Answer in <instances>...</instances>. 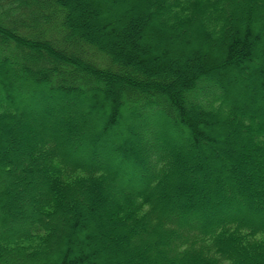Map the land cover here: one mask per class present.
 <instances>
[{"label":"trees","instance_id":"1","mask_svg":"<svg viewBox=\"0 0 264 264\" xmlns=\"http://www.w3.org/2000/svg\"><path fill=\"white\" fill-rule=\"evenodd\" d=\"M231 70L252 74L264 97V0H0V264H264V171L246 157L247 145L264 157V99H232ZM48 95L60 98L61 116L85 103L105 111L84 140L97 156L58 147L77 127L38 112ZM27 103L51 139L19 126ZM124 111L140 121L141 148L133 126L129 138L103 141ZM174 127L196 161L169 186L187 159L162 149ZM215 150L236 165L231 175ZM118 154L146 175L112 198L102 186L117 171L91 159ZM206 240L219 260L203 251Z\"/></svg>","mask_w":264,"mask_h":264},{"label":"rangeland","instance_id":"2","mask_svg":"<svg viewBox=\"0 0 264 264\" xmlns=\"http://www.w3.org/2000/svg\"><path fill=\"white\" fill-rule=\"evenodd\" d=\"M81 28L87 30L86 27L81 26ZM149 39L156 41V38H152V39L149 38ZM230 73H231L230 76L232 78H230L228 80L226 79L227 80L226 84L228 85L229 90L234 89L233 91L232 90L230 91V97L232 96L231 97L232 99L235 98L234 100L236 102H238V104L242 105L243 102L246 103L248 101H251L250 98H252V97H255L257 99V102L261 101V99L262 100L264 99L263 95L261 96L258 93L257 94L255 93L257 85H255V83H254V78H253L252 74H250V75L242 74V73H239V72H236L233 70H231ZM15 89L18 93L22 94L23 90H21L20 87L16 86ZM206 89H208V88H206ZM211 90L213 91L214 88H211ZM107 93H108V91H106L104 93L102 92L101 94L106 95ZM59 101H60V98H58V97L53 98L52 96L48 95V97H46V100L44 102H42L41 105H39V106L37 105V108H36L40 114H44L45 112H47L46 114H49L48 115L50 117L49 118V122H50L49 124H53L55 122L59 123V119H60L62 122H65L66 124L70 121H73L74 127H77V129L76 128L74 129V127H73V129L77 131V132L75 131L76 133H74L72 135L70 134V136L66 137V138L62 137V139H58L55 143L58 145L59 148H63L66 145H68V142H69V144H72V149L76 152V155L87 156L89 158L90 155L92 153H94V154H96L95 156H97V154H98L97 149L93 148V145L92 146L90 144L88 145V143H86V145H85L84 143L87 141H84V140L85 139L87 140L86 137L89 136L90 132L96 126H99L102 123V119H101L102 117L100 116V114H104L105 111L100 110L99 111L100 113L94 112L93 110L97 109V107H94L95 109H93L92 107H90L89 103H85L81 106H69L70 108L66 109V113L64 112L65 114L61 116L62 113H59V111H58L59 105L61 103ZM248 103H250V102H248ZM28 104L29 103L25 104L24 107L21 108L22 111L26 112V110H25L26 108L32 109L31 107H29ZM103 104L105 107L108 105V103H106L104 101H103ZM33 105H36V104H33ZM124 110L127 111V108ZM126 111H124L125 112L124 115L126 116V117L125 116L124 117L126 120H121L116 126H114L112 129H110V131H108L109 136L103 137V139H105L103 141L109 143V142H111V140H108V139H112L115 137H117V138H121V137L122 138L123 137L129 138V136L127 135L126 129L131 128L133 126V128L135 130H137V132H138V141L137 142H138V146H140V148H141V144H140L141 135L139 134V133H141L140 132V121L138 119L136 120V118L135 119L132 118V120L130 118H127L128 114L126 113ZM240 112L245 113L244 115H246V116H248L249 114L253 115L252 113H247V111H245V110H241ZM34 114L35 113H31L30 111L26 112L23 117L19 118V126L21 125L22 130L25 133H27V135H29V136L32 135V133H38V134L40 133V138H41L40 141H42V139H45V140L51 139L49 134L42 132V131H44V128H42L43 126H41L40 124H37L32 119ZM213 116L214 117H212V118H217L218 120H223L221 118H218L215 115H213ZM147 122H148V120H147ZM228 122L235 124L234 120H228ZM19 126L18 125L17 126L12 125L11 128L15 127L13 129L18 130ZM172 129H173V127H172ZM217 130H216V133L215 132H213V133H215L217 139H219V143H220L221 147L222 148L226 147L227 142L224 138V135L222 134L223 131L222 130L217 131ZM239 132H240V135L242 137L247 138L246 129H244L243 127H239ZM183 139L184 138L182 137V134L180 133L179 128L177 127V130H176V128L174 127V130L172 131L171 138H169L168 139L169 142L166 143L167 146L162 147V149L164 151H167V152H169V150H171L172 152L177 151L178 154L180 153L179 155H180V157L183 158V160H185L184 157H187V159L184 161L182 167L177 168L176 165L173 167L172 177L170 178V180L168 182L169 186L175 185L182 176L184 177V176L188 175L189 174L188 172H191V167H192L191 163L193 164V162L196 161V160H193L194 156H192V154H190L191 152H189L190 147L184 143ZM84 145H85V147H83ZM113 145H116V144H113ZM34 147L39 149L41 147L40 142H37ZM140 148H139V151H140ZM246 148L249 152V154L246 157L251 156L252 159L260 167H262V169L264 171V157H262L260 154H258L257 150H255L252 146L247 145ZM14 149H18V148L16 146L11 147L10 150H7V152L11 151V150L13 151ZM20 149H22V152L24 153V156L26 158L27 148L22 147ZM181 151H185L186 154L182 153L183 155H181ZM215 153L218 156V153L216 150H215ZM118 156H119V154L112 156V158H113L112 160L108 159L107 156L93 157L91 159V161L95 162L94 164L105 165L106 168H110L111 170L114 169L117 171V172H115L116 173L115 178H118L119 180L114 182V186L112 184V186H107L106 188H104L101 185L103 194L107 197L113 198L114 196H117L119 193L126 192L128 190V187L126 186L125 183L133 182L132 184H134L136 182L134 185L137 186L138 180L145 178V175H146V174H144L143 170L139 167V165L135 164L134 160L131 161V163H129L128 161L123 159L119 163L118 160L115 159V157L118 158ZM218 158L222 163H224L226 165L227 170H230V175H231V171L234 172L236 165L234 163L228 165V163L223 158H221L219 156H218ZM107 160H108V162H107ZM23 162L26 163L27 160L21 161L22 164H23ZM244 168L246 170V167H244ZM230 175H228V176H230ZM259 177H261V176H259ZM121 181H123L124 183H121ZM122 184H125V185H122ZM198 185L202 186V183L200 182ZM7 186H8L7 181L5 179L0 178V194L3 193L4 187H7ZM47 189H48V187L46 185H44V188L38 197L43 198L44 196H46L48 194ZM19 199H20L19 204L22 206V208L24 210L28 211V210L33 209V208L31 209V202H30V198L28 195L21 194L19 196ZM237 199L242 205L246 204L248 201L247 197L246 198L243 197V199L241 197H238ZM260 203L263 204L264 202L263 201L262 202L257 201V204L259 206H260ZM195 209H199V207H194V210ZM213 213H215V216L223 215V214H220L219 212H212L211 214H213ZM226 213H233L234 214L235 212H234V210H228ZM166 215L174 217V215H176V214L170 210L166 213ZM99 216L103 221L101 213L99 214ZM103 223L106 224L108 227H110L108 222L106 223L103 221ZM5 225H7L8 227L10 226V224L8 222L5 223ZM6 229H8V228L6 227ZM126 245H127L126 243L124 245L120 244V248L122 250L126 249L128 254L133 252V249L127 248ZM202 247L204 248L203 251L207 255L214 257L218 260L220 259L219 258L220 256L218 255V253H216L215 249L211 246V243L208 240H206L204 243H202ZM138 260H139L138 257H133V258L129 257V261L131 264H136ZM219 264H228V263L226 260L220 259Z\"/></svg>","mask_w":264,"mask_h":264}]
</instances>
